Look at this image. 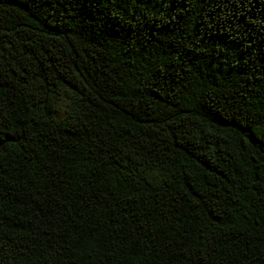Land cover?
Here are the masks:
<instances>
[{
  "label": "trees",
  "instance_id": "1",
  "mask_svg": "<svg viewBox=\"0 0 264 264\" xmlns=\"http://www.w3.org/2000/svg\"><path fill=\"white\" fill-rule=\"evenodd\" d=\"M0 264H264V0H0Z\"/></svg>",
  "mask_w": 264,
  "mask_h": 264
}]
</instances>
